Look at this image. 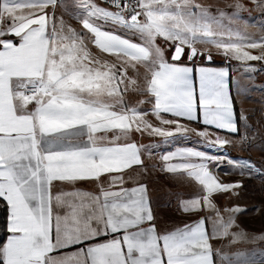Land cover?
Wrapping results in <instances>:
<instances>
[{
  "label": "snow or ice",
  "instance_id": "snow-or-ice-1",
  "mask_svg": "<svg viewBox=\"0 0 264 264\" xmlns=\"http://www.w3.org/2000/svg\"><path fill=\"white\" fill-rule=\"evenodd\" d=\"M108 2L115 11L96 0L71 5L0 0V199L8 207L0 264H216V256L220 264H264V255L253 259L213 247L216 239H227L230 246L250 239L244 230L233 231L238 228L234 214L241 209L221 210L213 201L215 194L241 186L213 175L206 161L217 157L192 148L161 157L165 171L186 174L200 187L199 194L180 202V209L210 213L164 233L156 227L146 186L123 187L125 172L143 167V146L126 142L135 132L169 142L196 131L181 119L202 123L205 130L197 135L205 140L209 127L239 131L228 70L196 69L197 104L193 68L175 62L186 49L189 60L203 55L198 44L242 62L264 60V51H249L264 50V34L257 37L248 33L246 23L239 26L245 10L240 0L228 6L234 11L217 9L215 14L198 0ZM253 3L264 12V0ZM61 7L76 10L86 31L57 18L55 10ZM100 22L121 26L140 42L105 31ZM86 39L118 63L95 56ZM158 40L174 47L172 62ZM130 92L146 93L153 101L151 114L161 125L175 127L153 125L139 107L146 101L130 105L125 98ZM228 143L217 136L210 146ZM173 159L180 162L170 163ZM105 175L109 184L98 183L97 192L76 187ZM58 183L70 190H58ZM251 239L264 240V234Z\"/></svg>",
  "mask_w": 264,
  "mask_h": 264
},
{
  "label": "crops",
  "instance_id": "crops-1",
  "mask_svg": "<svg viewBox=\"0 0 264 264\" xmlns=\"http://www.w3.org/2000/svg\"><path fill=\"white\" fill-rule=\"evenodd\" d=\"M64 3H67L69 5L73 4L74 0H63ZM199 3L203 4L204 6L208 7L210 11L213 12V14L216 13L217 9H223L226 12H232L234 11L233 8L228 7L229 5H233L235 3V0H198ZM241 3L245 5V10H242L239 13L238 18V24L241 28H243V25L246 23L248 25L247 31H250L251 28L249 27L251 24H256L259 27V35L264 34V29H262V19L264 20V12H261L260 9L256 6V4L253 3V0H240ZM96 3L99 4L101 7L107 8L109 10L115 11V9L109 4L106 3V0H96ZM252 10H258L259 14H256ZM75 11L72 8L65 9L64 7L57 8L55 10L57 18H62L66 24L71 25L73 28L77 29L78 31L85 32L86 30L82 29V25L80 24L79 20L75 18ZM248 18V20H246ZM258 20V22H256ZM245 21V22H244ZM102 23V27L105 31L115 32L119 35L124 36L125 38H128L132 40L133 42L139 43V36L134 35L132 32L122 28L119 25H115L111 22L108 23ZM227 23V21H225ZM90 37V34H89ZM87 47L90 49V51L97 57H99L102 61L107 60L109 63H118L117 58L114 56H110L108 54L100 52L99 49H97L92 43L90 39H86L85 41ZM158 43L161 44V47L166 49V56L171 61V55L173 52L174 47L170 46L169 44L164 43L162 40H158ZM198 49H200L201 52H203V55L198 58L197 56L193 60V63L187 64L186 62H189L188 60H185L182 56V59L178 63L182 66H188L193 68L192 78H193V86L196 92V100L197 104L199 102V78L198 73L196 72V69L199 67H211V68H226L228 70V77L227 83L229 87V92L233 100V107H234V113L235 117L238 122L239 131L242 129V119H240L241 115L247 116L248 120H256V116L252 117L253 113H255L258 117L259 125L258 128L264 129V116H262L263 111H261V108L264 103V97L261 96V100H259L257 103H251L248 100L246 101L245 97L248 96L246 94L247 89L245 90V85L242 84L243 75H241L239 78L236 77L237 73L236 70L232 72V67H239V71L242 72V69L245 68V66L253 64H258L260 69L264 71V60H253V61H247L242 62L239 60H236L232 58L231 56H225L222 51H218L214 46L211 45H197ZM186 49V53H187ZM250 52L254 55H259L261 51H264L262 49H249ZM211 53L212 59L211 64H206L205 56ZM197 59V60H196ZM241 68V69H240ZM141 72H143V69H141ZM130 75L131 70H130ZM239 82V83H237ZM238 84L236 87H240L239 84L242 86V90H238L235 88V85ZM264 95V93H262ZM130 95V97H135L136 95H140V93H133L130 92L126 96ZM143 96H146L147 98V104L145 107L142 106V110L149 113L147 116V119L152 122L153 125L158 127H165V128H174L175 125H161L159 120H154L156 117L151 114V109L153 106V101H151L147 94H142ZM137 96V97H138ZM130 105H134L137 103H133L132 99L129 101ZM259 114H257V113ZM236 113H238L236 115ZM199 114V113H198ZM165 119H174L169 114H163ZM151 116V117H150ZM150 117V118H149ZM156 122L158 124H156ZM180 122L184 124L186 127L196 128L201 127L205 128V126L202 123H199L197 121H189L186 119H181ZM253 125V124H252ZM255 126V124H254ZM251 128V126H249ZM247 127V128H249ZM209 130L216 134H223L225 135L227 133L237 135V133H231L226 130H220L216 129L214 127H209ZM111 133L109 134V138H111ZM234 138V137H233ZM121 142H125L122 138ZM126 142H135L137 145L143 146L142 152H143V167L141 166H134L132 169L128 170L124 174L125 182L123 187L125 188H132L136 187L139 184H143L147 188V196L149 199L150 206L152 208L154 217H155V224L159 232L164 233L166 231H170L175 227L183 226L184 224L193 223L197 221L201 216H206L204 212H197V213H184L179 205L182 200L191 199L197 194L200 193V187L199 185L192 179L187 177L186 174H173L169 173L164 170L165 168V162L161 159L163 155H166L170 152H175L177 149H183V148H192L198 151L204 152V149L197 144L193 138H189L186 136H177L175 139L170 140L169 142H165L162 137L156 136V135H150L149 133L145 132L143 134L139 132L133 133L130 137L127 138ZM242 153H244L243 149H241ZM206 154H208L205 151ZM248 154V153H247ZM180 162L178 159H173L170 161V163H177ZM191 162L198 163L199 160L197 158H193ZM208 164L209 170L215 175L218 180L222 183H225L222 181L220 176H222L217 167H214V165L211 163V161H206ZM229 175H236V173L231 172L232 170H224ZM239 175V174H237ZM243 176H246L247 179H250L248 172L243 171ZM110 181V177L108 175H105L102 177V180L100 182L96 181H81L76 184L77 188H80L85 191L89 192H97L98 191V183H103L105 187L108 186ZM228 182V183H227ZM227 184H233L229 183L227 181ZM241 186L239 188H236L234 190L223 192L226 193V196H222L221 201H225V198L228 196V194L232 193V196H230L233 200L236 198L234 193H244L246 196H250V193L252 192L251 189H249V186L246 185V183L240 184ZM58 190H70V186L66 184H57ZM191 194V195H188ZM2 200V199H1ZM3 201V200H2ZM5 204L6 202L3 201ZM7 205V204H6ZM166 209V210H176L174 211L173 216L177 215L176 213L179 211V217L171 219L172 216H169L170 214H167L166 216L159 213L160 210ZM7 213H8V207H7ZM208 215V214H207ZM8 216V214H7ZM167 217V218H164ZM172 220L171 223H166L169 220ZM166 220V221H165ZM171 224V225H170ZM208 229L211 230V223L207 225ZM7 236L5 237L4 241H6ZM101 240L104 239V237L100 238ZM218 239L213 240V247L214 249H221L220 246L216 243ZM3 241V242H4ZM99 242V241H97ZM69 251H75V249H70ZM216 264H220V258L218 256L215 257Z\"/></svg>",
  "mask_w": 264,
  "mask_h": 264
},
{
  "label": "rangeland",
  "instance_id": "rangeland-1",
  "mask_svg": "<svg viewBox=\"0 0 264 264\" xmlns=\"http://www.w3.org/2000/svg\"><path fill=\"white\" fill-rule=\"evenodd\" d=\"M106 3L109 2L106 0ZM253 12H255V10H252V14ZM255 13L259 14L258 10H256ZM246 20H248V18H246ZM256 22H258V20ZM262 24L264 25L263 19ZM249 27L251 30L248 31V33L258 37L259 27L255 23L251 24ZM183 58L185 60L188 59L187 53ZM231 70L232 72L235 70L238 72L236 75L237 78L243 75L242 84L245 85L244 89H247L246 94L248 95L245 97L246 101L248 100L251 103H257L261 100V96L264 97L262 94L264 93V71L262 68L260 69L258 64L251 63L250 65L245 66V68L242 69V72L239 71V67H232ZM237 85L238 84L235 85V88L242 90L241 84H239L240 87L238 88L236 87ZM137 96L138 95L130 97V95H128L125 98L129 101L132 99L133 103L135 102L137 104L139 101L145 100L146 103L139 105L140 108H142V106L145 107L147 104L146 96H143L141 93L138 97ZM261 111H263L262 116H264V106H262ZM254 116H256V120H248L247 116H244L246 119L242 120V129L237 132L236 136L233 134L225 135L224 133L216 134L207 129L210 135L207 140H205V138L197 135V132L204 131L205 128H191L188 126L187 128L194 129L196 131H190L187 134V137L193 138L194 141L199 144L204 149V152L206 151L209 156H215L218 158L216 160H212L211 163L214 167H217L219 171H223L220 172L223 173L221 174L222 176H220L222 181L225 183L227 181H229V183L238 182L239 184L244 182L247 186H249V189H251L252 192L250 193V196H246L244 193H234L236 196L234 200L230 197L232 196V193L228 194L225 201L221 200H224L222 199V196H226V193H217L213 196L214 203L221 210L235 207H239L241 209L240 212L234 214L238 228L234 227L233 231L244 230L250 234V239L247 242H241L235 246H230L227 239H218L216 243L222 250L229 252L230 254H238L242 252L246 257L258 259L260 256L264 255V240H253L251 237H259L261 234H264V129L258 128V117L255 113H253L252 117ZM156 124L158 123L156 122ZM249 126H251V128ZM217 136L229 140L230 143L224 145L223 148L210 146V142L215 141ZM244 137H247V139H244ZM241 149H243L244 153H242ZM249 165L254 167L250 168ZM227 168L232 170L231 172L236 173V175L227 174L224 171L227 170ZM243 171L248 172L250 179L241 175L243 174ZM174 211L176 210L162 209L159 213L164 216L170 214L169 216H172L171 219L178 218L179 211L176 213L177 215L173 216ZM203 212L205 215H210L207 211ZM171 219L166 223H171Z\"/></svg>",
  "mask_w": 264,
  "mask_h": 264
},
{
  "label": "trees",
  "instance_id": "trees-1",
  "mask_svg": "<svg viewBox=\"0 0 264 264\" xmlns=\"http://www.w3.org/2000/svg\"><path fill=\"white\" fill-rule=\"evenodd\" d=\"M187 64L193 63L186 62ZM212 62H207L206 64H211ZM238 113H236L237 115ZM226 133V132H223ZM230 134V133H227ZM7 205L0 199V243H3L5 237L8 235L7 233Z\"/></svg>",
  "mask_w": 264,
  "mask_h": 264
},
{
  "label": "water",
  "instance_id": "water-1",
  "mask_svg": "<svg viewBox=\"0 0 264 264\" xmlns=\"http://www.w3.org/2000/svg\"><path fill=\"white\" fill-rule=\"evenodd\" d=\"M173 52H174V49H173ZM173 52H172V54H173ZM171 56H172V55H171ZM201 56H202V55H197L198 58H200ZM207 57H208V55L205 56V61H206V62H210L211 60H209ZM181 59H182V58H181ZM194 59H195V58H194ZM194 59H193V60H194ZM187 60H188L189 62H192V61H193V60H189V59H187Z\"/></svg>",
  "mask_w": 264,
  "mask_h": 264
},
{
  "label": "built area",
  "instance_id": "built-area-1",
  "mask_svg": "<svg viewBox=\"0 0 264 264\" xmlns=\"http://www.w3.org/2000/svg\"><path fill=\"white\" fill-rule=\"evenodd\" d=\"M108 1V0H107ZM110 4V3H109ZM111 5V4H110ZM115 9V8H114ZM116 10V9H115Z\"/></svg>",
  "mask_w": 264,
  "mask_h": 264
}]
</instances>
